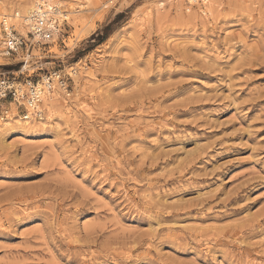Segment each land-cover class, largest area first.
<instances>
[{
	"label": "rangeland",
	"instance_id": "1",
	"mask_svg": "<svg viewBox=\"0 0 264 264\" xmlns=\"http://www.w3.org/2000/svg\"><path fill=\"white\" fill-rule=\"evenodd\" d=\"M197 1L70 0L30 65L0 46L72 87L3 105L0 264H264V0Z\"/></svg>",
	"mask_w": 264,
	"mask_h": 264
},
{
	"label": "built area",
	"instance_id": "2",
	"mask_svg": "<svg viewBox=\"0 0 264 264\" xmlns=\"http://www.w3.org/2000/svg\"><path fill=\"white\" fill-rule=\"evenodd\" d=\"M53 13L55 17V26L60 29V18H63V22L67 20L64 17L66 14L62 10V6L58 5L54 8ZM18 12H14L12 15H17ZM47 19L45 13H38L32 15L29 22L28 36L31 38H25L22 36L11 20V14L5 13L0 9V32L2 34L1 44L3 53L5 56H19L22 54V62L27 66L30 65L33 59V51L39 45H47L51 42L56 33L50 23L52 20L45 21L43 25L38 26L40 16ZM43 19V20H44ZM36 21V22H35ZM60 32V31H59ZM58 32V33H59ZM42 70V69H40ZM70 77L64 73L62 69H53L46 71L37 79L27 77L26 79L19 80L15 77H3L0 79V119L4 120L8 118V110L3 109V105L8 103L14 104L19 111V117L24 120L41 119L44 117L43 101L45 96L54 95L61 92L63 95L70 96L72 87L70 85ZM47 94V95H46Z\"/></svg>",
	"mask_w": 264,
	"mask_h": 264
},
{
	"label": "bare ground",
	"instance_id": "3",
	"mask_svg": "<svg viewBox=\"0 0 264 264\" xmlns=\"http://www.w3.org/2000/svg\"><path fill=\"white\" fill-rule=\"evenodd\" d=\"M69 1L70 0H30V1L25 2L23 5H21V6L18 7L20 11L16 10L15 12H18V14L17 15H11V20H12L13 24L15 25V27L17 28V30L19 31V33L22 36H28L29 28H31V26L29 27V22L30 23L32 22V20H31L32 15H35V14H38V13L39 14L40 13H45L46 16L48 17V15H49V17L47 19H44L45 17H43V15L40 16L41 19H39V21L41 23H39L38 26L43 25L44 21L48 24L49 23L48 20L51 19L52 22L50 23V26H52L53 29H54V31H55V33L58 34V32L60 30L57 28V26H55V17L56 16H54L53 13H49L48 11L53 12V10H54V8L56 6H58L60 4L63 5V4H65V2L69 3ZM190 1H191V3L198 2L197 0H190ZM203 1H204V4L206 5V7L209 10H211V7H212V3L210 2L211 0H203ZM4 6H5L4 5V1L3 0H0V9L2 10L4 8ZM21 11H24V13H22ZM66 11L68 13L70 12L71 14L72 13L75 14V13L79 12L76 9H74V7H72L71 10L68 11V9H67ZM68 16H69V14H65L64 15V17L67 18V19H68ZM62 21H63V18H60V22H62ZM0 37H2L1 32H0ZM0 46H2L1 39H0ZM0 55H1V52H0ZM50 96L51 97L46 96V98L44 99V106H45V108L47 110V119L46 120H48V113L52 111V107L51 106H52V104L54 102L53 96L52 95H50ZM70 96H67V97H70ZM15 118H19L18 119L19 121H26V122H23V124L26 125V126H28L27 125V123H28L27 120H24L23 118H20V117H15ZM9 120H7V119L1 120L0 119V140H4L6 138V136H7V135L1 133V128H2V126L7 125L8 123H4V122H7ZM42 121H45V118L44 117L41 118L39 122H42ZM32 122H35V121H32ZM25 130H26V128H25ZM6 132L7 131H5V133Z\"/></svg>",
	"mask_w": 264,
	"mask_h": 264
}]
</instances>
